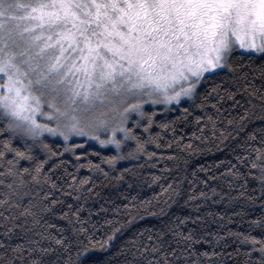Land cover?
Wrapping results in <instances>:
<instances>
[{
  "label": "snow or ice",
  "instance_id": "1",
  "mask_svg": "<svg viewBox=\"0 0 264 264\" xmlns=\"http://www.w3.org/2000/svg\"><path fill=\"white\" fill-rule=\"evenodd\" d=\"M241 51L249 54V59L253 54L264 58V0H0V123L3 124L0 134L8 135L0 142L3 144L0 157L14 153L13 160L6 161L9 165L18 158L31 160V150L27 147L21 150L12 140L19 138L27 145L30 138L50 150L51 146L41 139L48 132L62 136L65 141L76 135L88 136L105 147L113 145L118 155L108 157L110 163L126 158L120 151L124 140L137 139L126 127L131 113L146 118L142 126L148 131L155 112H146L145 103L179 105L182 97L195 101L201 82L217 70L236 71L233 56ZM260 67L264 70V64ZM223 91L234 105L239 103L230 88L225 87ZM256 95V91L249 93V96ZM217 98L223 99L218 92ZM258 99L262 114L257 118L264 121V91ZM247 103L251 107L240 117L241 124L250 115L255 116L256 104L252 100ZM38 115L55 121V126L37 119ZM229 123L235 121L229 120ZM118 131L124 133L123 140L117 138ZM260 131L264 133V128ZM101 132L111 134L102 138ZM252 138H257L255 133ZM259 139L261 146L254 147L250 164V168L258 170V175L251 172L249 175L260 181L264 194V135ZM76 147V144L67 145L65 151ZM136 151H144L139 139ZM19 171L7 168L6 174L15 179L7 183L0 206L6 210L22 209L21 215L32 216L33 222H38L36 203L29 200L25 204V198L30 195V182L40 181L42 168L37 166L30 180L20 176ZM22 171L29 173L30 170L23 168ZM4 183L0 180V184ZM144 214L128 212L124 223L119 227L113 225L106 239L96 240L87 235V243L81 241L75 258L69 251L66 260L61 258L62 264H97L85 260L90 249L113 248L124 225H132L137 216L143 218ZM253 224L261 230L260 236L251 232L233 235L251 245L244 253L247 257L244 264H264V214ZM12 231L7 229L5 235ZM78 231L87 233L88 229L82 227ZM178 235L192 243L180 248L177 241L173 247L166 244L165 234L161 233L156 244L149 247L130 237L103 264H225L224 253L215 249L201 252L194 247L202 238L192 233ZM55 243L64 250L71 248L60 237L55 238ZM38 245L39 240L29 248L11 247L0 241V247L6 250L11 247L12 251V257L3 264H48L43 254L56 249L41 246L37 253ZM254 252L259 255L253 261ZM129 254L131 259L116 261L117 256ZM29 256L30 260L26 259Z\"/></svg>",
  "mask_w": 264,
  "mask_h": 264
},
{
  "label": "trees",
  "instance_id": "2",
  "mask_svg": "<svg viewBox=\"0 0 264 264\" xmlns=\"http://www.w3.org/2000/svg\"><path fill=\"white\" fill-rule=\"evenodd\" d=\"M232 63L235 72L225 68L201 82L195 101L146 107V112H155L148 131L142 126L146 118H142L140 125L135 120L128 122L126 127L144 144V151L137 152V139L129 138L124 140L120 150L126 158L110 163L107 158L118 155L115 146L105 147L85 138L63 141L43 135L41 139L51 146L50 150L30 138L27 145L19 138L13 139L14 146L21 150L29 148L33 158H18L9 165L6 161L13 160L14 153L0 157V180L5 181L0 184V200L4 199L7 183L15 179L6 174L8 167L20 170L19 175L30 180V174L40 166L41 179L30 182V195L25 198V204L29 200L36 203L39 215L38 222H33L32 216L21 215L22 209L6 210L0 206V241L11 247L29 248L39 240L37 253L41 246L55 248L56 251L43 254L44 258L48 264H62L61 258L66 260L69 251L75 258V250L81 247V241L87 243V235L96 240L106 239L113 225L119 227L124 223L128 212L139 211L145 213L143 218L137 216L132 225H124L113 248L108 251L92 248L85 260L103 264L111 253L123 248L130 237L151 247L161 233L165 234L166 244L176 247L179 241L178 246L184 248L192 241L186 242L178 234L192 233L202 238L200 243L194 244L201 252L215 249L224 253L225 264H244L247 259L244 253L251 245L243 243L233 233L251 232L260 236L261 230L253 222L264 214L260 181L249 175L250 172L258 175V170L250 168V164L255 155L254 147L261 146L259 137L264 135L260 131L264 121L257 118L262 114L258 97L264 91V75L261 74L264 70L260 67L264 58L253 54L249 59V54L238 53ZM225 87L236 93L238 104L234 105L223 91ZM214 88L222 100L217 98ZM252 91L257 95L249 96ZM248 100L256 104L255 116L250 115L241 124L240 117L251 107ZM200 104L203 107H199ZM229 120L235 123L230 124ZM253 133L256 139L252 138ZM7 138V134H0V142ZM71 144L78 147L65 151ZM2 148L0 143V150ZM23 168H28L29 173L23 172ZM53 200L55 204L50 203ZM125 205L136 207L125 208ZM9 216L12 219H7ZM106 220L112 223H105ZM82 227L88 232L78 231ZM9 228L13 231L5 235ZM138 232L143 235L136 236ZM56 237L71 244V248L64 250L57 245ZM11 247L7 250L0 247V264L12 257ZM258 255V252L252 253L253 261ZM125 258L131 259V254L117 256L116 261ZM26 259L30 260V256Z\"/></svg>",
  "mask_w": 264,
  "mask_h": 264
},
{
  "label": "rangeland",
  "instance_id": "3",
  "mask_svg": "<svg viewBox=\"0 0 264 264\" xmlns=\"http://www.w3.org/2000/svg\"><path fill=\"white\" fill-rule=\"evenodd\" d=\"M217 71H219V70H217ZM206 75H207V74H206ZM199 86H200V85H199ZM184 101H189V99L186 98V97H182V98H181V102H184ZM172 105H177V104H175V102H173L171 105L152 104L151 101H149L148 103H145V104L143 105V107H144V109H145L146 107L172 106ZM37 119L41 120V121L44 122V123H50L53 127L55 126V121H50V120H48L47 117H42V116H39V115H38V116H37ZM132 120H135V121L139 120V121H141V120H142V117H140L137 113H131V114H130V118L126 121V126H127V123L130 122V121H132ZM99 134L101 135L102 138H106L107 136H110L111 133H110V132H108V133H103V132H101V133H99ZM44 135H50V136H53V135H51V134L48 133V132H45ZM122 136H124V133H123L122 131H118V132H117V138H120V137H122ZM53 137L65 141V140L63 139L62 136L56 135V136H53ZM75 138H85V139L90 140V141H94V140H95V139H90L88 136H76V135H73V136L71 137V139H75Z\"/></svg>",
  "mask_w": 264,
  "mask_h": 264
},
{
  "label": "flooded vegetation",
  "instance_id": "4",
  "mask_svg": "<svg viewBox=\"0 0 264 264\" xmlns=\"http://www.w3.org/2000/svg\"><path fill=\"white\" fill-rule=\"evenodd\" d=\"M240 53L247 54V53H244L243 51H241Z\"/></svg>",
  "mask_w": 264,
  "mask_h": 264
}]
</instances>
